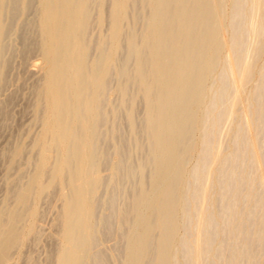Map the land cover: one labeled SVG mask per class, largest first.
Returning a JSON list of instances; mask_svg holds the SVG:
<instances>
[{"label":"bare ground","instance_id":"bare-ground-1","mask_svg":"<svg viewBox=\"0 0 264 264\" xmlns=\"http://www.w3.org/2000/svg\"><path fill=\"white\" fill-rule=\"evenodd\" d=\"M8 1L0 0V91L13 65L5 56ZM29 1L14 5L25 10ZM37 5V37L25 34L20 48L39 55L30 117L40 128L4 157L10 186L0 207V264H15L41 238L40 208L55 190L52 264H264V0ZM119 116L135 165L124 158ZM27 151L34 167L18 184L25 169L17 181L12 171ZM125 180L135 187L99 218L102 188L122 190ZM109 235L116 247L106 256L98 238Z\"/></svg>","mask_w":264,"mask_h":264},{"label":"rangeland","instance_id":"rangeland-1","mask_svg":"<svg viewBox=\"0 0 264 264\" xmlns=\"http://www.w3.org/2000/svg\"><path fill=\"white\" fill-rule=\"evenodd\" d=\"M21 1L22 0H18V2L16 1V0H11V4H13L12 6L13 7H11V5H9L10 4V0L8 1V4H7V7H8V9H7V14H6V19H7V22L9 21V23H7L8 24V30H10L9 31V33L7 32V35L8 36H6V38H5V50H7V51H5V56H6V58L8 59V61L10 62L11 61V63L13 64V65H9V67L8 68H10V71H7V75L9 76V78H7L8 80L6 81V84H5V86L6 87H4L5 89H3V91L1 92L0 91V107H2V108H0V131L2 132H0V207H1V203H3V201L2 200H4V198L3 197H5V194H6V192H7V189L9 188V182H8V175H10V173L8 172V164H9V159H5L7 156V158H9L10 157V152H12V151H9V150H13V148L18 144V143H21L22 141H29L30 139H31V137H33L32 138V140L31 141H29L30 143L35 139V137H36V135H37V131H39V128H40V125H38L37 123H33V118H31V117H33V116H31V115H33L32 113H33V108H32V104H33V100H34V93H33V91H34V89H35V87H36V85H38L37 83H39V79H40V74H41V71H40V69L39 68H35V66H33L32 64L33 63H35L36 61H39V55H37L38 54V52H36V50H35V52L33 51L32 53L33 54H35L34 56H33V54L31 55V58H32V56H33V58L31 59L30 58V54L26 57V56H24V53H23V50L20 48L21 46H22V48H24L23 47V43L22 42H24V40H25V42H26V40L28 39H30V41L32 40V36L34 37V42H35V39H36V37H37V34H38V30H37V27L35 26V24H36V18H37V12H38V0L36 1V0H33V2L34 1H36V2H32V0H30L29 1V3H28V7H26V9L25 10H23L22 9V7L21 6H19V7H17L18 5L17 4H20L21 3ZM17 2V3H16ZM16 3V5H14ZM34 4V5H32V4ZM37 3V4H36ZM31 4V5H30ZM21 5V4H20ZM15 6H16V8H17V10H15V12L16 13H14V8H15ZM13 8L12 9V11H11V13L10 14H8V12L11 10V8ZM10 8V9H9ZM15 8V9H16ZM18 8H20L19 10H20V12H18L19 10H18ZM29 8V9H28ZM9 10V11H8ZM33 12H32V11ZM26 11H27V16H25V14H26ZM18 13H20V15L18 14ZM25 13V14H24ZM14 14V15H13ZM16 14V15H15ZM17 14H18V16H17ZM36 16H35V15ZM13 16L12 18H14V16L16 17V18H14V19H11L10 20V18H9V16ZM24 16H25V18H24ZM33 16V17H32ZM35 17V18H34ZM8 18H9V20H8ZM15 19H16V21H15ZM24 19V20H23ZM26 19V20H25ZM33 20V21H32ZM11 21H13L12 22V24H11ZM15 22V23H14ZM21 22V23H20ZM29 22V24H27ZM13 23H14V25H13ZM32 23V24H31ZM12 26H11V25ZM10 25V26H9ZM33 25V26H32ZM31 28V29H29V27ZM33 28H32V27ZM12 27V28H11ZM96 32V30H94L93 31V33H95ZM18 33H19V35H18ZM31 33V35L29 36V34ZM25 34H26V37H25ZM34 34V35H33ZM8 37V38H7ZM27 38V39H25V38ZM24 38V39H23ZM14 40V41H13ZM33 40L31 41V42H33ZM33 42V43H34ZM25 44V43H24ZM25 46V45H24ZM8 47V48H7ZM12 54V55H11ZM22 54V55H21ZM28 57H29V59H28ZM12 59V60H11ZM18 59V60H17ZM26 61H25V60ZM25 64H24V63ZM11 63H9V64H11ZM26 65L25 67H24V65ZM23 65V66H22ZM32 65V66H31ZM33 68H35V70L34 71H36V72H34L35 73V75L33 76V70H32V72L30 73L29 72V70L30 69H33ZM25 69H27V70H25ZM9 70V69H8ZM28 72L31 74H28ZM29 75V76H28ZM31 76V77H30ZM42 76V75H41ZM12 78V79H11ZM39 78V79H38ZM18 79H19V81H18ZM114 79V78H113ZM39 80V81H38ZM116 80L114 79L113 81H112V83L114 84V82H115ZM25 82V83H24ZM34 82V83H33ZM37 82V83H36ZM16 83V84H15ZM111 83V85L113 86V84ZM116 83V82H115ZM25 84V85H24ZM13 86V87H12ZM35 86V87H34ZM10 87V88H9ZM34 89H33V88ZM9 89V90H8ZM17 89V90H16ZM16 90V91H15ZM7 92H9V93H7ZM14 92V93H13ZM16 92V93H15ZM31 92V93H30ZM12 95H11V94ZM9 96H11L12 97V100H13V97H14V103H13V101H10V102H8V104L5 102V106L3 105L4 104V101H6L9 97H8V95ZM16 94H18V95H16ZM6 95H7V97H6ZM14 95V96H13ZM6 98V99H5ZM23 98V99H22ZM118 98V96H114V97H112V100H114L113 102H116L115 104H117L118 103V101H119V99H117ZM16 100V101H15ZM2 102H3V104H2ZM31 102H32V104H31ZM3 105V106H2ZM6 105H7V107H6ZM14 106V107H13ZM141 107H142V105H140ZM4 107V108H3ZM141 107H140V110H142L141 111V113L139 112L138 113V124L139 125H141L142 124V121H143V118H144V114H143V107H142V109H141ZM23 108V109H22ZM32 108V109H31ZM1 109H6L5 111H6V113H4L3 111L1 112ZM31 109V110H30ZM29 111V112H28ZM122 113V114H121ZM120 114H121V117H122V115H123V118H124V116H125V113L124 112H121ZM124 113V114H123ZM6 114V115H5ZM26 114V115H25ZM5 115V116H4ZM4 116V117H3ZM31 116V117H30ZM142 116V117H141ZM13 119V120H12ZM142 119V120H141ZM125 120V119H124ZM32 121V122H31ZM5 122H6V124H5ZM18 122V123H17ZM121 122H123V120L120 118V116H119V126L122 128V129H124L125 130V128H126V126H127V124H126V126L124 127V125H125V123L123 122V123H121ZM125 122H126V120H125ZM127 123V122H126ZM31 124V125H30ZM24 125V126H23ZM30 126V127H27V126ZM38 125V126H37ZM35 126V127H34ZM36 126H37V128H36ZM33 127V128H32ZM36 128V130H34ZM5 129V130H4ZM29 130L31 131V132H29ZM127 131H128V134L126 133L127 131H123V130H121L120 129V131H123V132H121L120 134H119V138L118 139H122V137H123V139L122 140H126L125 141V143L127 144V146H126V150H125V152H124V154L126 153L127 155H126V157H124L125 158V160L127 161H129V162H131L132 164H137V162H138V155H133V150H132V148L131 147H133V141L131 140V136L129 135L130 133H129V127L127 126V129H126ZM27 132V134H26V132ZM35 131V132H34ZM24 132H25V134H24ZM32 132H34L33 134H32ZM37 132V133H36ZM123 133H125L124 135H122ZM2 134V135H1ZM30 134H31V137H30ZM24 135V136H23ZM29 135V136H28ZM122 135V136H121ZM10 136V137H9ZM21 136H23V137H21ZM27 138H26V137ZM11 137H13L12 139H11ZM18 137H19V139H18ZM104 137H105V134H104ZM103 137V138H104ZM128 138V139H127ZM129 138H130V140H129ZM18 139V140H17ZM22 139V140H21ZM4 141V142H3ZM11 141V142H10ZM16 141V142H15ZM106 141V139H103V141H102V143H104ZM130 141H132L131 142V144H130ZM18 142V143H17ZM26 142V143H27ZM28 142V144H30ZM110 143H108V140H107V143L105 144V146H104V144H102L103 145V148H104V150H105V148L106 147H108L109 148V150H108V155L110 156L111 155V152H112V150H113V147H114V145H113V143L114 142H112V141H109ZM10 144H12V145H10ZM15 144V145H14ZM110 148H111V152H110ZM6 150V151H5ZM106 150H107V148H106ZM105 150V151H106ZM9 151V152H8ZM4 152H6V153H4ZM4 154H6L5 156H3ZM7 154H9V155H7ZM129 154V155H128ZM25 156V160H23V157ZM24 156L21 158V160L19 161V166L16 168V170L14 169L13 171H12V175L14 176H11L12 178H14V179H16V177H17V179L19 180L20 179V177L18 178V173L20 174V176H22V174L20 173V169L21 168H23V169H25V176H22L21 178L22 179H20L19 181H17V179H16V181H17V183L19 184V183H22V180L24 181L25 180V178L24 177H27V175H28V173L29 172H31L32 170H33V167L34 166H31V165H28V163H27V160H26V158L29 156V152L27 151L25 154H24ZM123 156H125V155H123ZM138 156V157H137ZM5 157V158H4ZM133 157V158H132ZM136 157H137V159L138 160H136ZM134 159H135V161H134ZM7 160H8V163H7ZM137 161V162H136ZM20 164H21V166H20ZM23 164V165H22ZM25 164V165H24ZM134 164V165H135ZM27 169V170H26ZM107 167L104 169L105 171H103L104 172V174L106 175V176H108V173L109 172H107ZM29 171V172H28ZM27 172V173H26ZM7 173H9V174H7ZM6 174H7V178H5L6 177ZM17 175V176H16ZM130 182V180H125L124 182H123V184L124 185H122V188L124 189H120V190H118V188H116V187H113V186H111V185H109V184H107V185H105V188H102L103 190H101L100 191V193H104L103 195L102 194H99V200H100V202H98L99 203V209H97V211H98V213H99V211L102 213H100V214H98V217L99 218H101V217H107V215H110L111 214V204L110 203H112V201H114V203H115V205L116 206H121L123 203H124V192H126L127 191V189H129L130 190V188H134L135 187V184H136V181L135 180H131V182ZM17 183L15 182V184L17 185ZM14 184V185H15ZM127 184V185H126ZM130 184H132V185H130ZM109 185V186H108ZM134 185V186H133ZM7 186V187H6ZM110 186H111V188H112V190L109 192L107 189H110ZM127 186H129V187H127ZM133 186V187H132ZM16 187V186H15ZM7 188V189H6ZM117 189V193H116V189ZM115 189V190H114ZM106 191H108V192H106ZM114 191H115V194H117V196H118V199H117V196L116 197H114V200H113V196H114ZM54 192H56V195H55V193ZM57 192H59V190H55V191H53V194L52 193H50V197H49V194H46L47 195V197L45 198V199H43V203H42V205L43 206H41V203H40V206L42 207V208H40V209H42L41 210V212L43 211V216H41V217H43V218H41V220H42V222H41V220H39V223L38 224H41V227H40V225L38 226V227H40L39 228V230H42V231H40V232H44V233H42V235L41 236H38V237H41V238H37L38 240L36 241V237H35V240L33 239V241H32V239L30 240V242H29V246L26 248H23V250L21 251V252H23L24 253V255L25 256H23V255H20L19 257H17L16 259H15V264H52L53 262H52V260H53V257H54V255L56 254H54V252H55V250L56 249H58V247H59V241H58V235H56L57 233H55V230H56V228H55V226L53 227V225H54V223H55V220L54 219H56V216H57V212H58V209H57V207H58V204L60 203V201L58 200L57 201V198H58V195H57ZM119 192H121L122 194H120ZM119 193V194H118ZM112 194V195H111ZM45 195V196H46ZM53 197H52V196ZM44 196V197H45ZM56 196H57V198H56ZM119 196H120V198H119ZM43 197V198H44ZM111 197V198H110ZM50 198V199H49ZM53 198V199H52ZM55 198V199H54ZM115 198H116V200H115ZM120 199H121V201H120ZM49 200V201H48ZM118 200V201H117ZM51 201V204L50 203H48V202H50ZM55 201V202H54ZM111 201V202H110ZM107 202V203H106ZM120 202V203H119ZM119 203V204H118ZM103 204V205H102ZM108 204V205H107ZM109 204H110V206H109ZM60 205V204H59ZM101 205H102V207H101ZM51 206V208L53 207V209H49V207ZM101 208V209H100ZM104 209V213L102 212V210ZM105 209H106V211H105ZM45 210V211H44ZM49 210V211H48ZM52 212H51V211ZM108 212V213H107ZM45 214V215H44ZM114 214V213H113ZM42 215V214H41ZM48 216H51V217H48ZM47 217V218H46ZM53 227V228H52ZM51 231H53V232H51ZM57 232V231H56ZM41 234V233H40ZM47 235V236H46ZM46 236V237H45ZM100 238V239H99ZM98 238V250L101 252V253H103L104 255H109L110 253H112V251H114V250H111L112 249V246L113 247H116V240H115V238L114 237H112V236H107V238L104 236L103 237V239H102V236H100ZM108 238H109V240H110V242H109V240H108ZM112 238H114V241H113V239ZM102 239V241H100ZM106 240V241H105ZM53 241V242H52ZM58 243H57V242ZM103 241H105V242H103ZM111 242H112V244H111ZM115 242V243H114ZM122 243H118V250L117 251H119L121 248H122V244L124 243L123 241H121ZM31 243V244H30ZM53 243V244H52ZM100 243V244H99ZM108 244H110V246L108 245ZM32 245V246H31ZM58 247H57V246ZM107 245V246H106ZM119 245H121L120 246V248H119ZM57 247V248H56ZM101 248V249H100ZM102 248L104 249V250H102ZM108 248H111V249H109L108 250ZM25 249V250H24ZM27 249V250H26ZM106 249V250H105ZM54 252H53V251ZM32 251V252H31ZM111 251V252H110ZM26 252V253H25ZM53 252V253H52ZM57 252V251H56ZM23 253H21V254H23ZM48 253V254H47ZM108 253V254H107ZM51 254V255H50ZM54 254V255H53ZM29 255V256H28ZM30 256H31V262H30V259H28L29 261H27L26 262V260H23L25 257H28V258H30ZM110 256V255H109ZM43 257V258H42ZM21 258H22V261H21ZM34 260V261H33ZM33 261V262H32ZM46 261V262H45ZM51 261V262H50ZM13 262V263H14ZM26 262V263H25ZM45 262V263H44Z\"/></svg>","mask_w":264,"mask_h":264}]
</instances>
